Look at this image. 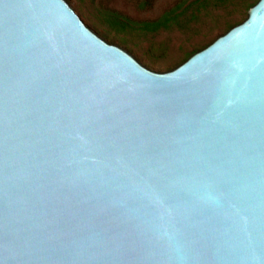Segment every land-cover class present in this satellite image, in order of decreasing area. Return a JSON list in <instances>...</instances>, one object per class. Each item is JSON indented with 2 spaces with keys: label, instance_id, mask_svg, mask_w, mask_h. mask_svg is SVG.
Listing matches in <instances>:
<instances>
[{
  "label": "water",
  "instance_id": "obj_1",
  "mask_svg": "<svg viewBox=\"0 0 264 264\" xmlns=\"http://www.w3.org/2000/svg\"><path fill=\"white\" fill-rule=\"evenodd\" d=\"M0 264H264V0L163 72L0 0Z\"/></svg>",
  "mask_w": 264,
  "mask_h": 264
},
{
  "label": "rangeland",
  "instance_id": "obj_2",
  "mask_svg": "<svg viewBox=\"0 0 264 264\" xmlns=\"http://www.w3.org/2000/svg\"><path fill=\"white\" fill-rule=\"evenodd\" d=\"M67 1L100 37L121 46L146 67L163 72L177 67L193 53L241 23L247 17L252 7L250 5L257 0H229L220 7L203 13L197 22H192L182 30L147 33L136 29L128 34L110 29L102 20L100 9H114L135 21L156 20L180 0H155L153 5L147 8L139 6L141 0ZM246 3L249 7H245Z\"/></svg>",
  "mask_w": 264,
  "mask_h": 264
},
{
  "label": "trees",
  "instance_id": "obj_3",
  "mask_svg": "<svg viewBox=\"0 0 264 264\" xmlns=\"http://www.w3.org/2000/svg\"><path fill=\"white\" fill-rule=\"evenodd\" d=\"M154 1L155 0H141L139 6L141 8H147L152 6ZM227 1L229 0H180L173 7L167 9L163 15L156 20L135 21L116 10L107 7L100 9L99 13L108 27L117 33L128 34L136 29L147 33L182 30L192 22H197L203 13L216 9L222 4L227 3ZM245 1L247 0H244L243 2ZM255 3H252L250 7ZM247 6L248 3L245 4V7Z\"/></svg>",
  "mask_w": 264,
  "mask_h": 264
}]
</instances>
